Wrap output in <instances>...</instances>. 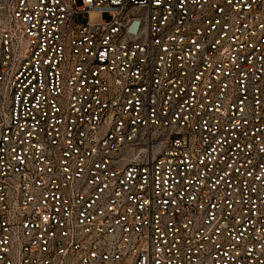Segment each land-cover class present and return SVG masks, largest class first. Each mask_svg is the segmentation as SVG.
Returning <instances> with one entry per match:
<instances>
[{"label":"built area","instance_id":"built-area-1","mask_svg":"<svg viewBox=\"0 0 264 264\" xmlns=\"http://www.w3.org/2000/svg\"><path fill=\"white\" fill-rule=\"evenodd\" d=\"M0 264H264V0H0Z\"/></svg>","mask_w":264,"mask_h":264},{"label":"rangeland","instance_id":"rangeland-1","mask_svg":"<svg viewBox=\"0 0 264 264\" xmlns=\"http://www.w3.org/2000/svg\"><path fill=\"white\" fill-rule=\"evenodd\" d=\"M76 18L81 23H85V22H87V20H89L92 23H95V22L101 21L102 19L107 20L108 15L107 14L100 15L98 13H91L88 16L87 15L82 16L81 14H79V15H77Z\"/></svg>","mask_w":264,"mask_h":264}]
</instances>
